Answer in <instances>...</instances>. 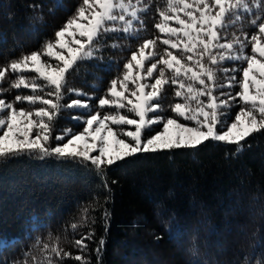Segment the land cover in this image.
I'll list each match as a JSON object with an SVG mask.
<instances>
[{
    "label": "trees",
    "instance_id": "16d2710c",
    "mask_svg": "<svg viewBox=\"0 0 264 264\" xmlns=\"http://www.w3.org/2000/svg\"><path fill=\"white\" fill-rule=\"evenodd\" d=\"M59 2L63 7H57L58 0H0V66L54 40L55 31L83 0ZM144 2L149 10L140 14L145 25L141 39H126L123 33L109 34L105 47L97 53L103 60L82 62L78 74L68 76L69 88L90 97L104 96L111 80L122 77L131 51L137 50L144 39L162 35L154 25L159 22L158 10L166 6L165 0ZM250 18L244 14L235 27L227 29V38L234 31L239 34L241 25L251 35L255 28L248 24ZM136 26L139 27L138 22ZM114 42L124 50L107 47ZM164 47L158 44L156 51L163 52ZM110 61L118 62V66L111 63L109 68ZM244 66L242 62L221 65L229 69ZM235 75L239 80L242 72ZM14 78L9 74V80ZM222 79V74H218V81ZM0 87L8 88L9 83ZM225 91L235 95L239 87ZM17 94L31 93L13 89L0 98L13 101ZM167 97L165 106L179 102L174 88L167 91ZM71 99L86 98L69 94L64 102ZM89 103L94 112L103 114L109 110H100L96 99ZM16 106L32 108L26 103ZM239 107L236 104L232 108L229 123ZM83 114L77 110L62 112L55 121L53 136L69 128L81 131L82 123L70 117ZM164 114L175 115L170 110ZM158 129L159 126L155 130ZM246 143L249 146L239 155H233L235 145L217 142H205L196 150L139 154L110 166L102 178L75 163L51 158L40 161L35 156H21L0 161V244L9 245L0 250V264H34V258L47 264L44 257L48 253L42 251L43 246L56 245L57 237L60 248L73 256L83 255L90 264H244L247 256L261 258L264 133L253 134ZM102 179H106L107 188L102 186ZM85 208L89 209L86 214ZM105 210L109 213L107 220L103 217ZM73 223L78 225L75 231L70 227ZM89 232L94 236L85 240L88 248L81 253L73 242ZM101 238L105 244L98 261L95 249L100 247ZM52 264L79 262L60 261L53 256Z\"/></svg>",
    "mask_w": 264,
    "mask_h": 264
},
{
    "label": "snow or ice",
    "instance_id": "6c2138e0",
    "mask_svg": "<svg viewBox=\"0 0 264 264\" xmlns=\"http://www.w3.org/2000/svg\"><path fill=\"white\" fill-rule=\"evenodd\" d=\"M165 5L158 10L159 22L154 25L162 35L144 39L131 51L122 77L112 79L102 97L69 88L68 76L78 74L82 62L103 60L97 53L105 47L109 34L141 39L145 25L140 14L149 10L144 0H83L55 31L54 40L0 66V85L9 83L8 88L0 87V95L13 89L31 93L17 94L13 101L0 98V161L21 156H35L40 161L51 158L75 163L102 178L110 166L139 154L196 150L205 142L235 145L233 155H239L249 146L246 138L264 133V0H165ZM57 7H63L59 0ZM244 14L251 17L248 24L255 31L249 35L241 25L239 34L234 31L228 39L227 29L235 27ZM158 44L165 46L163 52L156 51ZM107 47L124 50L116 42ZM225 62L246 66L221 67ZM111 63L118 66L110 61L109 68ZM237 71L242 72L239 80ZM9 74L15 78L9 80ZM218 74L223 77L220 81ZM236 86L235 95L225 91ZM172 88L179 102L165 106L163 101ZM69 94L86 99L65 103ZM91 99L98 100L100 110H109L94 112ZM18 103L32 108L17 107ZM236 104L239 111L229 123ZM68 110L84 113L70 117L82 123V130L64 129L53 136L55 121ZM169 110L175 115L164 114ZM160 125L162 129L156 131ZM102 186L107 188L106 179ZM88 211L84 209L85 214ZM108 216L105 210L104 219ZM70 227L75 231L78 225ZM93 236V232L87 233L73 242L74 247L84 252L88 248L85 240ZM58 241L59 237L56 245L43 246L47 264H52L53 256L90 264L83 255L64 251ZM104 244L101 238L95 249L98 261ZM8 246L0 244V250ZM253 260L264 264V254L261 258L247 256L244 264H253ZM34 264L44 262L34 258Z\"/></svg>",
    "mask_w": 264,
    "mask_h": 264
},
{
    "label": "rangeland",
    "instance_id": "374dc122",
    "mask_svg": "<svg viewBox=\"0 0 264 264\" xmlns=\"http://www.w3.org/2000/svg\"><path fill=\"white\" fill-rule=\"evenodd\" d=\"M159 127H160V129H158L157 131H159V130H161V129H162V125H160ZM60 135H61V134H60ZM66 139H67V138H66Z\"/></svg>",
    "mask_w": 264,
    "mask_h": 264
}]
</instances>
